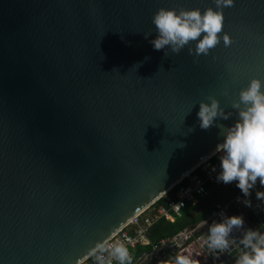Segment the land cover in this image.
<instances>
[{"label":"water","instance_id":"water-1","mask_svg":"<svg viewBox=\"0 0 264 264\" xmlns=\"http://www.w3.org/2000/svg\"><path fill=\"white\" fill-rule=\"evenodd\" d=\"M161 7L215 4L0 0V264L82 263L224 142L218 127L200 128L199 102L214 96L233 112L216 123L231 127V102L264 81V0L225 8L220 44L200 57L188 53L196 42L154 50ZM252 204L244 229L264 232V201ZM204 247L210 264L243 251Z\"/></svg>","mask_w":264,"mask_h":264},{"label":"clouds","instance_id":"clouds-1","mask_svg":"<svg viewBox=\"0 0 264 264\" xmlns=\"http://www.w3.org/2000/svg\"><path fill=\"white\" fill-rule=\"evenodd\" d=\"M215 9L208 7L203 12L199 8L167 9L159 8L152 17L157 36L149 42L154 50L169 48L172 53L179 54L192 42L195 48L188 47L189 55L194 57L207 56L221 42L220 34L224 28V9L235 6V0H214ZM147 39L151 32H145ZM202 37V38H201ZM225 47L231 46L232 37L223 34ZM167 56V53L165 52ZM194 62H197L194 60ZM224 95H228L225 91ZM210 103L200 101L197 113L199 126L203 130L218 127L224 142L217 146L220 156L221 172L217 179L224 184L237 182L236 186L245 197L251 195V190L257 181L264 187V81L252 78L246 88L239 92L238 100L231 102V108L236 110L238 119L231 127L217 124L218 119L228 120L233 112H226L220 101L209 96ZM256 198L264 201V191H257ZM250 207L251 201H243ZM243 216H224L220 222H213L204 237L205 246L213 254H230L234 245H239L243 251L236 256L235 264H264V232L259 229H244ZM243 230L242 237L232 238L234 231ZM97 252H108L119 264H132L128 247L123 243H115L110 247L105 242H98L89 255L95 256L98 264H106L103 255ZM107 264H111L109 260ZM167 264V262H163ZM173 264H199L188 255L178 254Z\"/></svg>","mask_w":264,"mask_h":264},{"label":"built area","instance_id":"built-area-1","mask_svg":"<svg viewBox=\"0 0 264 264\" xmlns=\"http://www.w3.org/2000/svg\"><path fill=\"white\" fill-rule=\"evenodd\" d=\"M222 153L215 152L208 158L200 162L186 176L178 181L175 189L170 187L161 197L164 198V203L155 205L154 201L144 210L134 214L128 222L121 226L118 230L108 236L103 242L106 247H110L115 243H123L128 249L136 245H150L151 249L139 257L132 264H144L146 261H152L155 264H162L173 259L178 254L188 255L199 264L209 261L207 250L205 249V240L200 227L211 219L216 221L222 220L224 216H232L231 210H236V216H242L241 211L251 209L252 200H258L257 191H264V187L257 181L253 188L252 196L245 197L243 193L238 191L227 203L217 204V210L213 212L202 223L187 226L171 236L159 238L152 242L149 238V233L154 225L159 220L174 221L181 216L182 208L187 203L197 204L201 198H205L209 191L207 183L220 185L222 181H218L217 177L221 172L220 156ZM250 200L251 206L247 207L243 203L244 200ZM96 255H103L105 262L110 260L111 264H119L114 258L109 256L108 252H97ZM91 256V255H90ZM94 260L98 264L96 257Z\"/></svg>","mask_w":264,"mask_h":264},{"label":"trees","instance_id":"trees-1","mask_svg":"<svg viewBox=\"0 0 264 264\" xmlns=\"http://www.w3.org/2000/svg\"><path fill=\"white\" fill-rule=\"evenodd\" d=\"M185 178H183V181ZM237 182L234 181L230 184H221L218 186L219 189L225 190L228 192V195L221 201L220 204H224L225 202L229 201L237 192L239 188L236 186ZM207 186V185H206ZM172 190L175 189V186L171 188ZM252 196V195H251ZM164 203V198H158L154 204L159 205ZM199 205V204H198ZM198 205H192L189 209V212L181 217L176 218L174 221H166V220H159L152 226L149 238L152 242L157 241L161 237L171 236L172 234L178 232L179 230L190 226L196 225L197 223L201 222V220L207 218V216L211 215L213 212L217 210L216 205L210 206L207 205L205 208H198ZM151 249L150 245H136L135 247L129 248V252L133 257L132 262L136 261L139 257H141L144 253L148 252ZM80 264H97L94 260L93 256H89Z\"/></svg>","mask_w":264,"mask_h":264},{"label":"crops","instance_id":"crops-1","mask_svg":"<svg viewBox=\"0 0 264 264\" xmlns=\"http://www.w3.org/2000/svg\"><path fill=\"white\" fill-rule=\"evenodd\" d=\"M219 185H213V184H211V183H207V189H208V191H209V194L205 197V198H201L200 200H199V202L197 203V204H192V203H187L183 208H182V213H181V216H184V215H186L188 212H189V209L192 207V205H198V208L199 209H203V208H205L207 205H210L211 207L212 206H214V205H216L217 206V204H220L221 203V201L228 195V192L227 191H225V190H222V189H219V187H218ZM252 192H254V190L252 189L251 190V195H253V193ZM238 193V192H237ZM250 195V196H251ZM249 196V197H250ZM256 197V196H255ZM232 199V198H231ZM228 202V201H227ZM227 202H225V203H227ZM232 211V216L233 215H235L236 214V210H231ZM241 214H242V216H243V218L245 219V221L248 223V221H249V223L250 224H252L253 223V221H252V215H253V213H252V211H251V209H247V210H243V211H241ZM180 216V217H181ZM210 216V215H209ZM209 216H207V218L209 217ZM207 218H205V219H207ZM205 219H203V220H201V222H199V223H202ZM199 223H197V224H199ZM199 229H201V227L199 228ZM144 264H155L154 262H152V261H146ZM203 264H210V261H205V262H203Z\"/></svg>","mask_w":264,"mask_h":264},{"label":"bare ground","instance_id":"bare-ground-1","mask_svg":"<svg viewBox=\"0 0 264 264\" xmlns=\"http://www.w3.org/2000/svg\"><path fill=\"white\" fill-rule=\"evenodd\" d=\"M215 152H216V150L213 151V153H215ZM213 153H212V154H213ZM212 154H210V155H212ZM210 155H209V156H210ZM209 156H207L206 158H208ZM206 158H205V159H206ZM205 159H203V160H205ZM203 160H202V161H203ZM202 161H201V162H202ZM199 163H200V162H199Z\"/></svg>","mask_w":264,"mask_h":264},{"label":"rangeland","instance_id":"rangeland-1","mask_svg":"<svg viewBox=\"0 0 264 264\" xmlns=\"http://www.w3.org/2000/svg\"><path fill=\"white\" fill-rule=\"evenodd\" d=\"M186 175H187V174H186ZM186 175H185V176H186Z\"/></svg>","mask_w":264,"mask_h":264}]
</instances>
